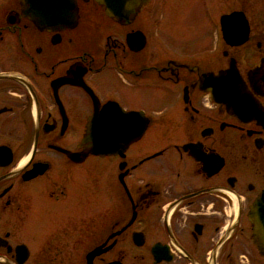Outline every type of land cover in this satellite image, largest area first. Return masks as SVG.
I'll use <instances>...</instances> for the list:
<instances>
[{"label":"flooded vegetation","instance_id":"af4514ba","mask_svg":"<svg viewBox=\"0 0 264 264\" xmlns=\"http://www.w3.org/2000/svg\"><path fill=\"white\" fill-rule=\"evenodd\" d=\"M52 3L0 0V264H264V0Z\"/></svg>","mask_w":264,"mask_h":264},{"label":"water","instance_id":"95a60500","mask_svg":"<svg viewBox=\"0 0 264 264\" xmlns=\"http://www.w3.org/2000/svg\"><path fill=\"white\" fill-rule=\"evenodd\" d=\"M25 2L35 3L39 11H34L33 15L39 18V22H43L47 15V12L52 13L54 11V6L52 2L56 0H24ZM105 9L106 13L112 16H126L129 12H132L134 8L139 5L141 1L145 0H97ZM52 7L49 11L48 8ZM93 135V129L91 122L88 124L87 132L85 133L84 141L91 146V140ZM251 215L255 220L257 229L255 232L258 233L259 239L264 240V192L256 200L252 207ZM261 254L264 255V241L260 245Z\"/></svg>","mask_w":264,"mask_h":264}]
</instances>
